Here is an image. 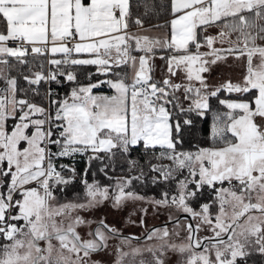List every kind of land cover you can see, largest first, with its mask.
<instances>
[{
  "label": "snow or ice",
  "instance_id": "obj_1",
  "mask_svg": "<svg viewBox=\"0 0 264 264\" xmlns=\"http://www.w3.org/2000/svg\"><path fill=\"white\" fill-rule=\"evenodd\" d=\"M0 264H264V0H0Z\"/></svg>",
  "mask_w": 264,
  "mask_h": 264
},
{
  "label": "rangeland",
  "instance_id": "obj_2",
  "mask_svg": "<svg viewBox=\"0 0 264 264\" xmlns=\"http://www.w3.org/2000/svg\"><path fill=\"white\" fill-rule=\"evenodd\" d=\"M99 214L103 215V211H101ZM111 219V217H110ZM165 217L164 216H160L159 219H155V218H152L150 217L148 219V223L149 224H159V223H162L164 221ZM171 227V225H169ZM126 231H129V232H135V233H139L141 231V229L138 227V226H129ZM174 259V258H173Z\"/></svg>",
  "mask_w": 264,
  "mask_h": 264
},
{
  "label": "water",
  "instance_id": "obj_3",
  "mask_svg": "<svg viewBox=\"0 0 264 264\" xmlns=\"http://www.w3.org/2000/svg\"><path fill=\"white\" fill-rule=\"evenodd\" d=\"M161 223H159V224H156V225H160Z\"/></svg>",
  "mask_w": 264,
  "mask_h": 264
}]
</instances>
